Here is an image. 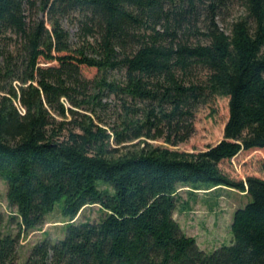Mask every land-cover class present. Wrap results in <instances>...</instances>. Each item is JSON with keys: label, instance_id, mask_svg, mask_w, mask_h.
<instances>
[{"label": "trees", "instance_id": "trees-1", "mask_svg": "<svg viewBox=\"0 0 264 264\" xmlns=\"http://www.w3.org/2000/svg\"><path fill=\"white\" fill-rule=\"evenodd\" d=\"M235 2L247 15L227 32L219 18ZM107 94L120 99L117 124L91 115L108 110ZM217 96L229 99L217 144L152 142H185ZM252 149H264V0H0V177L19 225L0 231V264H17L21 234L61 200L65 237L34 245L25 264H264V160L239 181L220 167ZM181 187L249 196L231 245L207 254L183 231ZM96 204L97 222L75 220Z\"/></svg>", "mask_w": 264, "mask_h": 264}, {"label": "rangeland", "instance_id": "rangeland-1", "mask_svg": "<svg viewBox=\"0 0 264 264\" xmlns=\"http://www.w3.org/2000/svg\"><path fill=\"white\" fill-rule=\"evenodd\" d=\"M246 15L247 12L242 3L235 2L226 16L219 18V26L228 32L232 22ZM63 23L70 31L72 42H76L77 26L69 20H64ZM42 64H46L44 60H42ZM83 73L87 78H94L97 69L83 67ZM205 73V70L199 69L196 76L202 78ZM64 101L67 106L73 107L66 99ZM102 102L107 104L108 110L91 114L92 117L96 122H99L98 116H100L108 123L117 124L113 112L114 109L121 110L119 97L114 94H107ZM228 103V97L217 96L212 101L201 104L192 119L193 131L191 136L185 142L178 145H171L162 139L152 142L155 145L165 146L173 150H206L209 146H213L223 139L224 127L229 117ZM78 110L85 112L82 109ZM68 117V120H72L71 116L68 115ZM77 118H80V116H77ZM134 142H138V140ZM128 144L124 143L122 145ZM122 145L119 146V150H123L124 146ZM263 160L264 149L244 150L231 160L223 161L220 167L231 178L239 181L245 180L249 175H258ZM7 188L6 181L0 177V211L5 213V222L0 231L17 234L19 232L18 220H11L10 218L15 209L8 206ZM178 194L180 199L174 217L185 233L196 237L201 249L207 254H212L216 249L231 245L234 242L232 232L233 216L238 208L244 207L250 201L246 193L227 187L210 190H189L188 187H181ZM63 206L64 201H58L53 210L46 215L44 225L21 234L17 264H25L33 246L37 243L45 239L55 243L65 237L69 217L64 214ZM101 214L102 211L98 204L91 205L82 209L75 220L77 222L87 220L97 222Z\"/></svg>", "mask_w": 264, "mask_h": 264}]
</instances>
